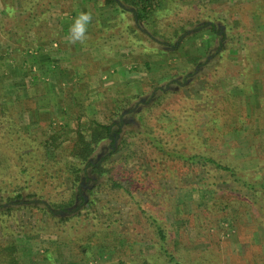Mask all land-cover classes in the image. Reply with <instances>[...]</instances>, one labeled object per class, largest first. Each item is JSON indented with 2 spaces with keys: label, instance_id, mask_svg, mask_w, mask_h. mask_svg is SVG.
Listing matches in <instances>:
<instances>
[{
  "label": "rangeland",
  "instance_id": "rangeland-1",
  "mask_svg": "<svg viewBox=\"0 0 264 264\" xmlns=\"http://www.w3.org/2000/svg\"><path fill=\"white\" fill-rule=\"evenodd\" d=\"M80 11L92 13L88 38L71 43L68 28ZM156 16L160 24L190 23L178 37L156 40L128 6L107 0H0L5 159L15 151L7 145L18 140L13 130L23 152L41 153L40 141L56 127L64 140L55 155L71 160L77 118L86 135L91 120L120 122L121 135L143 120L185 152L205 151L246 177L264 176V0H171ZM107 145L97 153L114 161L123 188L101 185L91 171L84 189L103 206L102 217L118 218L113 231L94 233L88 219L78 232L22 233L39 213L19 209L7 231L0 223V246L16 243L15 264H167L141 209L161 220L182 264H264L262 191L254 197L222 174L204 182L203 167L162 156L141 139L129 153L126 146L109 153Z\"/></svg>",
  "mask_w": 264,
  "mask_h": 264
},
{
  "label": "trees",
  "instance_id": "trees-1",
  "mask_svg": "<svg viewBox=\"0 0 264 264\" xmlns=\"http://www.w3.org/2000/svg\"><path fill=\"white\" fill-rule=\"evenodd\" d=\"M40 1L42 2L43 0ZM107 1L118 8L128 6L134 13L135 20L140 25L147 27L152 37L155 38V35H158L162 39L164 38L165 41H170L172 38L181 35V32H186L190 23V21L186 20L174 25L155 22L156 14L164 5L169 4L171 0H165V3L163 2L164 0ZM219 21L223 22L221 18H219ZM204 22V24L210 25L212 31L221 32V28L218 27L217 29L213 20L204 17ZM143 29L145 28L142 27L141 30L143 31ZM225 31L223 32L222 40L227 37ZM155 39L158 40L157 38ZM221 45L222 43L220 42ZM0 113H5V106L0 108ZM142 121L135 122L131 128L127 127L123 135H121L122 127L120 122L103 124L96 120H91L90 122L92 123L89 124L91 132L90 135H86L80 129L81 123H79L77 118L76 138L69 150V153L75 159L71 160H63L55 155V151L64 140V137L58 132L56 127L40 141L41 153H36L35 150L23 152L26 147L24 138L22 141L19 138L20 132L13 130L12 133H17L18 140L16 143H11L8 140L7 145L15 149V151L10 154L6 150L7 158L5 159L3 152L0 150V219L2 220L0 223H2L3 232L9 228L10 218L17 220L15 212L25 207L36 208L39 214L34 222L30 221L21 225L20 232L22 233L33 232L45 227V229L56 236L62 235L64 231L66 233L71 231L78 232L79 230L81 231L88 219H90L89 225L96 229L94 233L102 227H107L110 231H113L111 226L118 223V218L102 217L99 209L103 208V206H95V196L87 195L90 189H84V183L90 179L91 171L96 172L98 177H102L101 185L109 189L123 188L121 182L115 176L116 165L114 161L108 162L97 153L99 151L98 148L101 145H106L107 141L109 153H113L125 146L128 147L129 153L132 151V144L137 139H141L147 142L155 151L160 152L162 156L166 155L190 165L203 167L206 173L202 178L204 182L213 184L217 174H222L226 177V180L236 184L239 189L248 190L254 197V193L258 190L264 194V176L258 178L246 177L235 166L223 163L205 151L185 152L171 140L164 141L160 134L154 133ZM5 163H9L10 168L1 170V166ZM65 175L70 180L69 186H66ZM126 191L130 198L136 201L133 193L129 190ZM141 213L151 225L155 235V245L167 264H182L179 257L166 245L168 234L161 220L143 209H141ZM113 237L115 238V236ZM113 247H115L114 244ZM56 251H59V249H56ZM18 256L14 240L7 241L0 246L2 263L15 264L18 261Z\"/></svg>",
  "mask_w": 264,
  "mask_h": 264
},
{
  "label": "clouds",
  "instance_id": "clouds-1",
  "mask_svg": "<svg viewBox=\"0 0 264 264\" xmlns=\"http://www.w3.org/2000/svg\"><path fill=\"white\" fill-rule=\"evenodd\" d=\"M90 11H80L72 19L68 28V40L71 43H84L88 38V27L92 22Z\"/></svg>",
  "mask_w": 264,
  "mask_h": 264
}]
</instances>
